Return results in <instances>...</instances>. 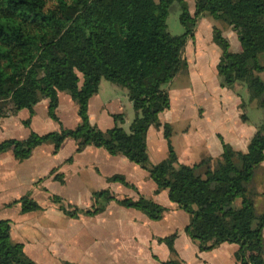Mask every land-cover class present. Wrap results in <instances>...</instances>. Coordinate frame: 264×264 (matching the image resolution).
<instances>
[{"label": "trees", "instance_id": "trees-1", "mask_svg": "<svg viewBox=\"0 0 264 264\" xmlns=\"http://www.w3.org/2000/svg\"><path fill=\"white\" fill-rule=\"evenodd\" d=\"M175 1L186 26L183 33H171L168 28L167 16ZM203 13L229 24L241 42V49L232 51L222 29L214 26L213 39L221 48L217 64L221 85L245 82L250 99L264 110V0H195L194 12L187 0H0V119L28 108L30 116L24 123L29 126L35 105L48 98V113L59 120L62 90L77 103L80 116L74 127L61 125L44 133L31 129L25 138H4L0 153L12 150L22 160L40 144L52 142L57 151L67 137H73L78 151L93 144L111 154H123L146 168L157 190L167 188L170 199L189 213L185 229L199 240L201 249L236 242L240 264H264V208L257 211L259 192L252 186L264 160V118L246 150L224 141L219 157L206 156L191 165L179 161L171 140L172 125L159 117L171 102L163 84L187 67L185 47ZM102 78L128 89L135 109L129 129L119 123L124 121L122 112L114 113V125L105 129L91 121L89 101ZM151 125H163L169 148L168 155L156 163L147 145ZM201 166L204 171L198 172ZM54 177L64 181L62 172ZM109 179L129 184L122 173ZM52 199L73 217L103 211V202L111 199L155 219L166 209L142 194L117 197L108 187L93 192L94 203L89 207L71 209L56 193ZM237 199L240 205L235 204ZM17 202L22 212L42 208L30 193L7 205ZM11 228L12 219L0 217V264H37L25 252L24 243L12 239ZM176 235L160 237L174 255L162 264H184L174 247Z\"/></svg>", "mask_w": 264, "mask_h": 264}, {"label": "crops", "instance_id": "crops-1", "mask_svg": "<svg viewBox=\"0 0 264 264\" xmlns=\"http://www.w3.org/2000/svg\"><path fill=\"white\" fill-rule=\"evenodd\" d=\"M202 17L207 18L208 21L207 26H205V34L199 30ZM214 26L222 29L223 34L230 41V49L232 51L241 49V42L239 44L236 30L226 22L216 19L208 13H203L198 18L194 37L188 39L185 47L188 68L185 72L186 74L183 73L184 76L182 78L189 77V80L185 79V81L190 82V84L178 91H174L173 87H166L170 93V106L159 113L162 123L169 122L172 125L171 140L179 161L191 165L206 156L219 157L223 151L224 141L231 143L237 149L246 150L249 140L259 124L251 119L248 122L242 117L241 105L243 101L241 102V100L243 97L234 89V86L221 85V77L217 68L221 48L213 39ZM198 34L200 38L206 36L205 43L201 46H197ZM232 38L235 39V50L232 49ZM238 45H240V48ZM188 51L191 53V59ZM205 51H210V58L207 56L204 58L207 62V75L210 73L211 76L212 91L204 89L201 99L197 100L196 96L198 97L199 95L195 96L193 92L194 83L196 87L197 84H200V80H206L203 76L205 72H203L201 65L197 63L204 56ZM191 61H196V64L192 65ZM102 83L103 78L98 92L89 101L91 121L105 129L114 125L113 114L122 112L124 122L126 121L130 127L135 111L132 110L134 106L129 98L128 89L127 92L122 91L117 93V96L112 99L106 100V97L102 94ZM173 91L176 95H173ZM34 109L35 112L32 115L29 126L24 123L26 115H30L28 108H22L15 114L2 117L0 119V134L7 133L9 134L7 137L25 138L29 135L31 129L40 133L53 130V124L46 127L49 122L48 119L50 120L49 117H51L48 113V98L40 100ZM39 112H43L44 117H40L38 115ZM46 114L47 118H45ZM57 114L59 120L53 119L58 122H55V126L57 124L58 126L54 129H59L61 125L69 127L68 124L64 123L65 118L70 117L75 125L80 121L78 105L71 95L64 90L59 92ZM212 120L214 122L209 124V128L206 127V121ZM104 121H106L105 124L103 123ZM69 143L72 153L60 160L58 164L51 165V163L43 164L40 162L34 167L35 171L30 173L29 176L30 180L33 181L30 189L32 192L37 187L41 188L46 185L45 183H48L50 179L66 183L70 174L74 176V180L77 183L93 181L98 184L85 189L88 192L87 198H90L86 204L92 200L95 190L108 187L117 197L132 196L136 198L142 194L163 204L166 209L162 217L155 219L151 218L142 209L127 206L119 203L116 199H111L103 202L105 204L103 211L93 215H81L86 217L87 230L93 235L92 240H88V243L80 244V241L83 242V240L77 238L80 230L74 226L68 228V231H70V236L72 231H76L73 236L80 241L62 240V238L49 241L47 239L41 240V238L25 241L21 238L19 229L15 231L14 220L7 213L8 209L13 206L21 214H28L33 211H42L45 214L49 207L58 208L61 211V214H59L60 218L62 219L64 215L67 216L68 224H72L73 221L81 216L73 217L66 214L59 207V203L55 201H48L45 204L40 203L42 208L22 212L20 202L14 203V205H7L10 201L0 197V217L12 219V239L22 241L25 252L35 259L37 264H162L163 260L170 259L174 255L168 244L160 240V237L175 232L177 235L174 239V247L178 257L184 264H240L235 257V251L239 247L236 242L224 241L214 248L201 249L199 240L193 238L185 229L190 221V215L185 214L187 211L180 207L177 202L170 199L167 188L157 190L158 185L150 176L149 171L140 164L130 160L127 156L111 154L105 147L93 144H88L78 151L76 150L77 141L73 137H67L57 151H54L52 142L40 144L34 148L30 156H33L37 151L47 154L52 152L53 155L58 154ZM147 145L150 159L154 163L168 155L169 148L164 135L163 125H151L149 127ZM25 159L18 160L23 161ZM18 160L12 150L0 153V191L3 190V186H7L6 184L15 180ZM53 168H57L58 172L63 173L64 181L54 177L56 172L52 173ZM115 173L124 174L129 184L110 180L109 176ZM84 178H87V181ZM253 183H255L254 188L259 193L264 194V160L256 170ZM113 185L119 186V190L124 188L123 185L129 189H122L121 192H125V195H121L112 188ZM130 188L134 190H130ZM127 192L136 193L127 195ZM80 207L89 206L81 205ZM180 217L185 221H180ZM187 219L188 221L186 222ZM44 220H46L45 215ZM38 221L42 227V218L39 217ZM34 229L40 230L39 225H34ZM61 234H63L62 231ZM67 248H78L81 250H77L78 254L76 257H68L64 253L68 254L72 250H66Z\"/></svg>", "mask_w": 264, "mask_h": 264}, {"label": "rangeland", "instance_id": "rangeland-1", "mask_svg": "<svg viewBox=\"0 0 264 264\" xmlns=\"http://www.w3.org/2000/svg\"><path fill=\"white\" fill-rule=\"evenodd\" d=\"M157 2V0H154ZM189 2V8L191 12H194L195 10V0H187ZM180 12H181V8H180V4L178 1H175L172 3V5L170 6V10H169V14L167 16V22H168V28L170 30L171 33H183L186 30V26L184 25V23L181 21L180 19ZM201 16V15H200ZM199 16V18H200ZM207 18L202 17L200 20V29L201 32H203V34H205L206 32V27L207 26ZM197 26V25H196ZM196 30V28H195ZM211 32V30H210ZM205 39L206 36L204 37H197V46H201L202 44L205 43ZM239 44H240V40L238 39ZM191 44V43H190ZM189 44V45H190ZM238 47L240 48V45H238ZM236 45H235V39L232 38V49L235 50ZM205 54H203L204 56L199 60V62L197 64L201 65L203 72H205V74L203 75L206 80H200V84H197L195 87V83H194V94L195 96L198 94L199 96H196V99L199 100L202 97V91L204 89L206 90H211V76L210 73L209 75H207L206 72V67H207V62L206 59L204 58L205 56H207L208 58H210V51H205ZM188 55L189 58L191 59V53L188 51ZM192 65L196 64L195 62H192ZM188 68H181V70L174 76V78L166 83L163 84L164 87H173L174 91L175 90H180L182 87H187L188 84H190V82L185 81V79L189 80V77L187 78H182V76H184L183 73L186 72ZM186 74V73H185ZM262 75L264 76V72L262 73ZM192 84V83H191ZM234 89L236 91H238L240 93V96L243 97V99L241 100L242 105H241V113L244 114L245 116L243 117L245 120H248V122H250V119L255 122V123H260L262 121V119L264 118V110L263 108L259 105L258 101L256 100H251L250 99V94H249V89L248 86L245 82L242 81H236L234 83ZM116 88V89H115ZM122 91H126L127 92V88L119 85L117 83H114L106 78H103V83H102V94H104V97H106V100L112 99L113 97L117 96V93H121ZM173 91V95L175 94V92ZM212 91V90H211ZM176 95V94H175ZM77 104V103H76ZM133 111H135V109H132ZM41 111V110H40ZM22 114V113H20ZM30 114V113H29ZM40 117H44L43 116V112H39L38 114ZM30 115H26V118H28ZM47 118V114L46 117ZM50 120L48 119V124L46 125V127H48V125L53 124V128H56L58 126V124L55 126V122L58 123L56 120H54L53 118L49 117ZM32 119V117H31ZM214 121H206V127L209 128V124L213 123ZM66 124L69 125V127H74L75 124L73 122V120L69 117V118H65V122ZM104 124L106 123V121L103 122ZM121 125H124L126 127V129H129V126L127 124V122L125 121H120L119 122ZM65 125V124H64ZM38 129H43V128H38ZM51 129V128H49ZM47 129V130H49ZM9 134L7 133H3L0 134V139L7 137ZM71 150V145L70 143L65 146L60 153L58 154H54L51 152L50 154L48 153H43L40 151H37L33 156H30L29 158H26L23 161L18 160V163L16 164V175H15V180L13 182H10L8 184H6L7 186H3V190L0 191V197H2L5 200H9L12 201L14 200L16 197H20L22 194L29 192L32 196H34V198L36 200H38V202H40L41 204H45L48 201L53 202L52 199V195L53 194H61L62 198H63V203L65 204H71L70 208L73 209V207L75 205L78 206H91L94 202L93 198L92 200H90V203H87V200H89L90 198H87L88 192L85 191V189H89L92 186H96L98 184H96V182L93 181H87V178H84L85 181L87 182H82V183H77L74 179L73 175H68V180L66 183H61L59 181H54L51 180L48 183H45L46 185L40 187H37L35 189V191L30 190L32 188V184L33 181L30 180L29 176L30 173H33L34 167L41 163H51V165L54 164H58L60 162V160H62L64 157L69 156L72 152ZM204 166H201L200 168L198 167V172H203L204 171ZM54 171L57 173L58 170L57 168L54 169ZM55 173V174H56ZM39 178V177H38ZM48 181V180H47ZM47 186V187H45ZM252 186H255V183H252ZM88 187V188H87ZM124 188H121L119 190V186L117 185H113L112 188L117 191V193H120L121 195H125V192H121L122 189H129L127 187H125L123 185ZM130 190H134L131 189ZM32 192V193H31ZM136 192H127V195L129 194H134ZM236 205H240V199H237L235 202ZM14 205V204H13ZM256 208L257 211H262L264 208V194L262 193H257L256 194ZM186 212V211H185ZM9 217H11L14 220V225H15V231H18L19 229V233H21V238H23L25 241L27 240H38L39 238H41V240H45L47 239L49 240H54L57 238H62V240H83L80 241V244H85L88 243V240H92L93 235L92 233L89 232V230H87V221H86V217H83L81 215L84 214H80L81 217H79L78 219H76L75 221L72 222V224H68L69 220L67 219V216L64 215V217H62V219L60 218L61 211L58 208H54V207H49L48 210L45 212L42 211H33L30 212L28 214H21V212L19 210H15L14 206L8 209ZM187 215H189L187 212L185 213ZM44 215L46 217V220H44ZM42 218L43 220V225L41 227L38 219ZM180 221H185L182 217L179 218ZM188 221V219L186 220V222ZM39 223V224H38ZM45 223V224H44ZM34 225H39L40 230L38 229H34ZM77 227L80 231V235L79 233L77 234V238L75 236H73L75 234L76 231H72V235L70 236V231H68V228L71 227ZM39 233H38V232ZM61 231L63 232V234H61ZM68 233V236H67ZM66 250H72L70 251L68 254L64 253L66 256L68 257H76L78 252L77 250H81L78 248H67ZM83 250V249H82Z\"/></svg>", "mask_w": 264, "mask_h": 264}]
</instances>
